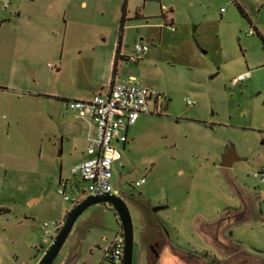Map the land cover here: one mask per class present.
Instances as JSON below:
<instances>
[{
    "label": "rangeland",
    "instance_id": "obj_1",
    "mask_svg": "<svg viewBox=\"0 0 264 264\" xmlns=\"http://www.w3.org/2000/svg\"><path fill=\"white\" fill-rule=\"evenodd\" d=\"M118 38L123 56L147 52L119 58L117 75L161 97L112 141L131 264H264V0H0V264H37L42 222L81 199L70 167L84 143L64 102L92 96ZM231 147L238 159L221 167ZM231 209L245 219L218 224ZM118 227L110 205L88 206L51 264H109Z\"/></svg>",
    "mask_w": 264,
    "mask_h": 264
},
{
    "label": "built area",
    "instance_id": "obj_2",
    "mask_svg": "<svg viewBox=\"0 0 264 264\" xmlns=\"http://www.w3.org/2000/svg\"><path fill=\"white\" fill-rule=\"evenodd\" d=\"M254 31L249 29L247 34ZM147 52V46L134 43L130 53L124 58L128 62H136ZM242 76L235 77L232 82L240 81ZM160 95L153 89L140 85L133 76H125L110 83L105 93H95L88 99H74L64 102L66 110L73 118L85 124L84 159L70 167L71 175H77L86 183L81 191V199L85 196L114 195L119 196L118 189L112 182V166L119 159V153L112 144L120 143L123 146L127 141L126 129L134 124L141 114H149L156 110V105L150 107V102L160 100ZM185 103L190 104L186 98ZM255 177L264 178V169L256 173ZM144 182L143 178L136 180L133 186L137 187ZM67 182L60 181L57 193L64 200ZM81 199L72 203V206ZM63 221L42 222L40 230L42 236L52 240ZM123 235L118 228L113 239L102 252V259L110 264H122Z\"/></svg>",
    "mask_w": 264,
    "mask_h": 264
},
{
    "label": "water",
    "instance_id": "obj_3",
    "mask_svg": "<svg viewBox=\"0 0 264 264\" xmlns=\"http://www.w3.org/2000/svg\"><path fill=\"white\" fill-rule=\"evenodd\" d=\"M238 158L231 148H227L221 155L220 166L230 167L231 163ZM93 204H108L116 214L119 229L123 235V256L122 264H131V248H132V226L130 215L124 201L119 196L114 195H98L85 196L78 203L73 205L66 213L62 227L58 230L48 247L43 252L37 264H51L58 250L63 244L74 220L88 206ZM158 208V207H157Z\"/></svg>",
    "mask_w": 264,
    "mask_h": 264
},
{
    "label": "crops",
    "instance_id": "obj_4",
    "mask_svg": "<svg viewBox=\"0 0 264 264\" xmlns=\"http://www.w3.org/2000/svg\"><path fill=\"white\" fill-rule=\"evenodd\" d=\"M114 51H115V46L112 45V47H111V48L109 49V51H108V56H107V58H106L105 61L103 62V66H104V69H103V70H104V71H97V76L94 78V81L92 82V86H93L96 90H95L94 92H92L91 95H93V94H95V93H105V92L107 91V89H108L110 83H111L112 81L123 78V77L117 75V71H116V69H115V73H114V75H111V67H112V61H113ZM118 54H119V56L122 58V60L125 61L124 58H125L127 55L123 56V55L120 53L119 50H118ZM117 61H118V60H117ZM127 62H128V61H127ZM116 67H117V64H116ZM130 76H131V75H130ZM74 99H88V98H81V97H79V98H72V99H70V100H74ZM75 119H76V118H75ZM77 120H79V119H77ZM79 122H80V128H78V133H79L78 135H79L80 139L83 141V143H84V147H83V149L80 151V153L78 154L79 157H80V160L77 161L76 163L81 162V161L84 159V157H85V155H84V149H85V133H86V127H85V124H84L82 121L79 120ZM134 123H135V122H134ZM133 125H134V124H133ZM133 125H131V126H133ZM131 126H129V127H131ZM129 127H127V129H126V134H127V131H128V129H129ZM76 163H75V164H76ZM73 165H74V164H73ZM33 200H35V199H33ZM71 207H72V206H71ZM67 212H68V211H66V212L64 213V215H66ZM63 217H64V216H63ZM178 255H179V256H178ZM178 255H177L178 262H180V260H182V261L184 260V261H187V263H192V262L190 261V259H189L188 256H186V255H182L180 252L178 253Z\"/></svg>",
    "mask_w": 264,
    "mask_h": 264
},
{
    "label": "trees",
    "instance_id": "obj_5",
    "mask_svg": "<svg viewBox=\"0 0 264 264\" xmlns=\"http://www.w3.org/2000/svg\"><path fill=\"white\" fill-rule=\"evenodd\" d=\"M236 8L237 10L239 11V13L243 14L241 9L236 5ZM119 22H120V28L122 27L123 25V22H124V13H123V8L121 10V15H120V18H119ZM119 47H120V40L118 38L117 42H116V45H115V51H114V55H113V61H112V67H111V75H114L115 73V68H116V64H117V60L119 58H121L118 54V50H119ZM122 59V58H121ZM65 182V181H64ZM114 211V210H113ZM116 215V214H115ZM245 218H244V211H238V209H231V210H227L225 211L223 217H221L219 220H218V224L224 222V223H228L230 221H236V222H240V221H243ZM152 222L156 225V226H159L162 230V226L159 224V222L155 221V219H152ZM119 228V227H118ZM164 231V230H163ZM228 236L230 235V232L228 231L227 232ZM104 261L108 262L107 260L103 259ZM109 263V262H108ZM110 264V263H109Z\"/></svg>",
    "mask_w": 264,
    "mask_h": 264
},
{
    "label": "flooded vegetation",
    "instance_id": "obj_6",
    "mask_svg": "<svg viewBox=\"0 0 264 264\" xmlns=\"http://www.w3.org/2000/svg\"><path fill=\"white\" fill-rule=\"evenodd\" d=\"M159 101V100H158ZM158 101L157 102H151V104L153 105H157V103H158Z\"/></svg>",
    "mask_w": 264,
    "mask_h": 264
}]
</instances>
